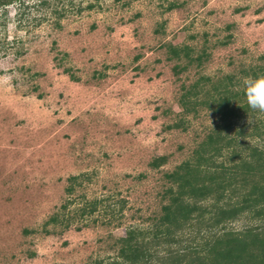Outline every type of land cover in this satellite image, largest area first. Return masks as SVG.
Instances as JSON below:
<instances>
[{"label": "rangeland", "instance_id": "rangeland-1", "mask_svg": "<svg viewBox=\"0 0 264 264\" xmlns=\"http://www.w3.org/2000/svg\"><path fill=\"white\" fill-rule=\"evenodd\" d=\"M24 1L0 9V264H124L118 238L150 232L165 173L218 122L204 92L182 110V85L229 74L243 88L264 66V0ZM168 44L206 55L176 74ZM257 120H234L250 145L264 144L247 136Z\"/></svg>", "mask_w": 264, "mask_h": 264}, {"label": "trees", "instance_id": "trees-1", "mask_svg": "<svg viewBox=\"0 0 264 264\" xmlns=\"http://www.w3.org/2000/svg\"><path fill=\"white\" fill-rule=\"evenodd\" d=\"M24 2L0 0V9ZM173 7L169 3L168 8ZM167 47L169 57L179 61L173 66L176 74L192 64L201 65L206 55L204 49L194 54L189 45ZM244 72L250 78L264 76V66ZM204 81L211 83L209 88ZM202 92L206 93L202 103L218 116V122L195 148L192 159L165 173L171 183L164 191L167 202L150 232L131 228L118 238V256L124 264H264V144L250 145L243 138L245 126H234L236 118L260 112L247 105L243 88L237 90L233 75L228 74L215 81L200 76L183 84L178 102L185 113L195 111ZM247 136L264 140V121L253 122ZM224 150L229 153L228 163L218 161ZM165 160L157 156L150 165L159 167ZM97 203L92 202L86 212H94ZM81 211L85 213L84 208ZM243 215L263 222L237 230L226 227ZM49 221L57 222L58 215Z\"/></svg>", "mask_w": 264, "mask_h": 264}, {"label": "clouds", "instance_id": "clouds-1", "mask_svg": "<svg viewBox=\"0 0 264 264\" xmlns=\"http://www.w3.org/2000/svg\"><path fill=\"white\" fill-rule=\"evenodd\" d=\"M243 90L247 105L259 112H264V76L243 80Z\"/></svg>", "mask_w": 264, "mask_h": 264}]
</instances>
